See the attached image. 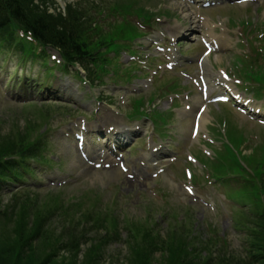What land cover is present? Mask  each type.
Listing matches in <instances>:
<instances>
[{
  "label": "rangeland",
  "instance_id": "obj_1",
  "mask_svg": "<svg viewBox=\"0 0 264 264\" xmlns=\"http://www.w3.org/2000/svg\"><path fill=\"white\" fill-rule=\"evenodd\" d=\"M116 2L121 6L117 8V13H120V10L124 7L128 11L132 10L130 15L133 16H125L124 20L121 17V20H119L120 24L111 23V25H108V30H110L111 27H113L114 30L111 38L101 35L98 29H94L93 31L98 34L99 39L103 38L105 42L120 39V32H122L123 38L131 37L136 29L132 21H136V19L133 18H135L137 14L139 16H145L148 19H153L156 16L160 18L162 22L157 25V29L163 33L172 26L178 28L182 27L184 24L181 20L183 18L179 14V10H177L176 0H116ZM98 3L104 4H99V6L95 7L97 14H102V17L108 18L109 8L114 3L112 0H99ZM61 4L56 2V6L63 9ZM149 13H152L153 16ZM164 16L169 18L167 26H165L166 22L163 18ZM211 16H213L215 20L224 18V20L228 22H231L232 19H238L237 16L229 15L225 12L212 11ZM263 16L264 14L261 16L260 21L263 20ZM83 18H86V14H83ZM177 18H179V22ZM248 18L251 19V15H248L247 19ZM153 24H155V20H153ZM187 26L190 25L187 24ZM225 34L227 45L230 46L233 37L226 31ZM150 53L155 55V58L158 56L156 50H152ZM50 54L51 56L56 55L55 52H51ZM235 60H238V58L236 57ZM215 61L216 58H213V64ZM159 62L160 61L150 60L148 63L158 65ZM220 63H222L223 68H229V71L234 69L240 71L244 69L233 59L225 61L220 60ZM26 64L30 67L33 62L27 61ZM5 65L6 67L9 66L11 72H13L15 62L11 65L8 63ZM49 65L55 67V64H51L50 62ZM38 69L39 66L37 64L36 70ZM197 73L196 71L194 76H196ZM54 75L53 85L56 86L57 89L61 87L64 93L68 94L66 100L70 103L69 108L72 112L71 122L78 124L84 120L85 117L89 122L92 124H99V127L103 129L102 127H105L107 122H99L94 116L89 118V113H91L94 108H98L95 106V103H97L95 100L97 95L99 96V90H93L89 85L82 86L84 88L80 87L77 79L73 78L75 76L73 74L66 77L56 70L54 71ZM115 76V83L120 85L119 81L123 75ZM141 78H146V76H142ZM114 80L112 79L110 82H114ZM69 81L76 82L78 87H80V97L75 95L71 83H69V86L67 85ZM185 81L190 88L188 92L185 93H181V91L187 90L188 87L184 85L182 80L179 81L175 76L163 77L158 81L159 83H157L156 86L158 87L157 90L159 88L164 89L166 94L172 92L181 93L180 103H183L189 95L198 91L195 82H190L189 80ZM151 89L152 88L149 87L148 89L142 90L140 94L146 95ZM157 90L151 92V98L159 94ZM111 97H113L112 103L114 106L124 108L125 111L129 109L131 98L124 96V94L117 91V89H114V92L111 93ZM99 101L101 103V100L98 99V103ZM261 104L264 105V101ZM25 105H19V103L15 101L13 102L5 97H1L0 94V158L11 155L13 151H16L19 145L25 146L27 140L30 142L34 139L35 135L45 123V117L48 116V113H52V117L55 116L53 121H51L52 126L53 124L60 125L61 121H66L63 115L64 112L69 111L66 107L56 108L48 106L47 108L41 104H36V106L33 107ZM23 106L25 108H23ZM137 106V103L132 106L133 109L130 112V116L133 118L137 115ZM216 107L217 105L213 106V109L216 110ZM81 108H85V112L82 111V113ZM221 108L233 112L236 116V122L245 127V132H242L245 134L244 136L247 140H250V143L249 147H246L248 150H244L240 158H238V165L247 163L249 170L251 172L253 171L258 178V182L253 181L252 184L245 188V192L242 194L244 199L253 206L251 214H245V218L243 219L245 221L244 223H242V220L237 221V223L234 221L231 223V213L226 210L227 207H223L225 202L223 200L222 190L224 191L225 189L221 187L214 188L215 183L213 181L210 182L207 172H200V170L196 168H191L197 178L193 180L196 182V185H198V188L202 190L203 198L207 200L209 205H197L194 203L193 199L190 198H187V204H180L185 201L183 195L186 196L180 186L184 185L185 182H189L186 178L185 170V168L190 167L187 153L190 147L197 151V144L200 143L201 140H199L200 142L196 140L193 141L182 157L176 161L180 173L179 176L175 178H173L171 172H169L168 179L163 180L160 177L155 178L153 174L150 175V171H137V175H135L137 168L134 165L131 166V170L127 175L119 173L118 175L112 174L110 175L111 177H109L105 176L103 173L105 171L94 169L90 164L83 162L80 156L75 154L73 148L62 151L63 143L59 141V137L56 136L60 132L59 128H57L50 138L54 153L51 158L59 165L61 164V169L64 170L63 174L60 176L61 181L69 182L74 179L73 183L69 187L63 188L61 191L49 190L44 187H41L39 190L30 188L31 192H29L30 194L27 197L21 194L24 193L23 191H19L20 193L18 196L14 197L12 195L13 191L10 189L0 194V264H183L184 260H182V255L187 257L188 260H194L193 256L196 257V254L200 256L204 251L205 248H202L203 246L209 247L207 253H212L213 257L217 260H226L227 257L230 256L242 260L243 263L241 262L240 264H244L245 260H250V254H255L257 250L256 247H264V175L263 171H259L262 166L259 160L264 158L262 150V148H264V128L260 127L262 124L258 121L246 122L239 115L240 112H237L234 108L228 106ZM100 109L105 112L104 116L107 119L114 123L125 125L120 122L122 120L120 115L125 116L123 113L118 115L119 111L113 108H109L107 111L106 106H102ZM160 114H162L165 119L170 120L173 115L154 112L153 118L156 123L153 122V130H157L158 136L164 137L163 118ZM125 117L128 119V116ZM214 117L216 118L214 126L215 124H219L221 121L220 119H222V135L225 139L229 136L231 142L235 146V141L232 137L234 135L233 118L225 114L219 115L217 113ZM172 121L174 127L171 129L167 127L166 131L169 129L170 131L172 129L179 131L182 128L180 123L175 118H173ZM211 134L220 143L222 138L215 129H212ZM157 145H161V143L157 142ZM204 145L205 143L199 145V148L202 149ZM153 146L154 144L151 143L148 146V151H151ZM145 147V143L139 140L130 147L129 150L137 158L140 153L146 150ZM228 149L229 146L226 145L220 147V150L223 151L224 154L228 153ZM212 151V148H209L208 152L210 154H212ZM72 153H74L75 156H73ZM216 154L219 155L220 152L218 151ZM196 157L206 166L205 169L209 170V168L213 166L211 160L204 157L202 150L196 153ZM212 158H214V156H212ZM168 170H171V168ZM110 171L113 173L117 172L115 168L110 169ZM235 171H239V169L236 167ZM174 180L177 182L176 185H174ZM235 187L239 189V185ZM251 192H253V198L249 197ZM58 194H60L62 198H65L67 202L83 204L81 209L84 211L90 210L94 213L98 212L101 220L106 215L107 218H110L105 224L106 227L111 225V221L114 218L116 224L112 225V228L118 226L119 241L109 244L107 240L102 239L99 235L104 234L102 231L103 228L100 229L92 225L89 227L93 230V233L88 234L84 240L77 237L67 238L64 236V229L70 226L66 224L64 228L61 227L63 220H61L60 215L56 216V211L50 219L51 223L44 227L37 218L38 213L29 212L31 210H39L47 213L49 210H52L53 205L60 201L59 198L54 197L58 196ZM99 196H102V199L99 201L101 206L96 207V205L92 204V201H95ZM29 197H32V199L37 202L33 203L31 199L22 200L18 203L15 202ZM228 199L230 202L236 201L230 194H228ZM161 200H164V202H161ZM213 200L218 204V209L215 210L216 214H219L220 217L226 218L227 220L218 218L219 223L213 231H210L211 222L209 223L208 219L211 218L209 211L211 206H213V203H211ZM249 208L251 207L248 205V209ZM148 209H150V215L154 216V221H151L147 216ZM233 212L242 214V212L237 210ZM207 213L209 214L205 216ZM161 216H163V220L162 222H158V231L157 235H155V229L153 228L154 222L155 220L157 221L158 218L160 219ZM71 217L67 218V220H70ZM77 225L80 226L81 222H77ZM191 227H193V242L198 245V252L192 254L193 256L190 254L188 255L185 252L190 253V247L181 248V239L175 237L172 246L169 248L168 254L163 255L162 251H165V249L162 247L159 248L163 245V242L166 239L172 241L173 234L177 229L185 230ZM125 228L133 232L134 237L132 239ZM103 230L105 231V229ZM160 232H162L161 235L163 236L161 238L159 237ZM210 233H212L213 236L209 235ZM165 235L166 237H164ZM215 235L219 236V240L214 237ZM59 236H62L66 241L64 242L59 239ZM223 240L227 241V247L224 243H221ZM153 241H155L158 247L154 246ZM178 247L179 249H177Z\"/></svg>",
  "mask_w": 264,
  "mask_h": 264
},
{
  "label": "trees",
  "instance_id": "obj_2",
  "mask_svg": "<svg viewBox=\"0 0 264 264\" xmlns=\"http://www.w3.org/2000/svg\"><path fill=\"white\" fill-rule=\"evenodd\" d=\"M21 0H0V40L2 37L7 36L11 38L16 32L12 27L13 23L18 25H24L26 31L30 32L34 39L40 42L42 45H47L54 50L58 49L63 52L66 61H72L73 59L78 60L79 58L86 60L89 57V53L86 51V47L83 44L85 41L82 38L88 37V29L83 28L85 24L79 22L78 20L63 19L59 18L57 24L50 25L49 20L46 18H31L27 16L25 5L20 3ZM27 144V141H26ZM31 145L23 146L19 145L16 151L11 153V156H5L1 160L9 159L16 154H26L27 150L31 157H38V150L36 148H31ZM30 147V149H29ZM28 162V159L25 160ZM25 162L22 159H17L8 161L4 165V175L7 174V179L0 180L3 183L14 182L15 180L22 178L23 171L25 169ZM1 163V162H0ZM0 182V185H4ZM55 209L62 208V205H54ZM192 242L188 240L187 245ZM179 249V247L177 248ZM176 249V250H177ZM255 254L251 253L250 256L253 259L257 258L260 262L264 263V247H256ZM184 250V249H183ZM206 252V250H205ZM188 254V252H185ZM206 257H200L197 262L193 260H188L182 257L184 260L183 264H240L239 260H217L213 257L212 253H206ZM187 259V260H185Z\"/></svg>",
  "mask_w": 264,
  "mask_h": 264
},
{
  "label": "bare ground",
  "instance_id": "obj_3",
  "mask_svg": "<svg viewBox=\"0 0 264 264\" xmlns=\"http://www.w3.org/2000/svg\"><path fill=\"white\" fill-rule=\"evenodd\" d=\"M221 46H224V42L221 44ZM200 125H201V129H203L204 125H202V122H200Z\"/></svg>",
  "mask_w": 264,
  "mask_h": 264
},
{
  "label": "snow or ice",
  "instance_id": "obj_4",
  "mask_svg": "<svg viewBox=\"0 0 264 264\" xmlns=\"http://www.w3.org/2000/svg\"><path fill=\"white\" fill-rule=\"evenodd\" d=\"M189 191H191V190L189 189Z\"/></svg>",
  "mask_w": 264,
  "mask_h": 264
}]
</instances>
